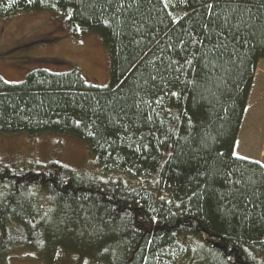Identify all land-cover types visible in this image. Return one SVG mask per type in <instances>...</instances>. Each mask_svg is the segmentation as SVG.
<instances>
[{
  "label": "trees",
  "instance_id": "trees-1",
  "mask_svg": "<svg viewBox=\"0 0 264 264\" xmlns=\"http://www.w3.org/2000/svg\"><path fill=\"white\" fill-rule=\"evenodd\" d=\"M262 5L0 0V20L51 13L70 36L99 35L109 58L106 88L74 67L0 78V134L83 140L103 175L57 164L0 171L8 188L0 255L21 245L47 264L66 254L87 264H168L163 250L184 240L195 264H264V167L233 155L264 60Z\"/></svg>",
  "mask_w": 264,
  "mask_h": 264
},
{
  "label": "rangeland",
  "instance_id": "rangeland-1",
  "mask_svg": "<svg viewBox=\"0 0 264 264\" xmlns=\"http://www.w3.org/2000/svg\"><path fill=\"white\" fill-rule=\"evenodd\" d=\"M163 1L170 5L173 0ZM69 67L76 68L88 83L106 88L109 58L101 37L96 34L70 36L62 29V21L46 12L21 13L0 20V78L5 82H21L37 69L59 73ZM233 153L264 165V60L256 65ZM50 164L74 170L86 178L103 177L95 155L83 140L59 133L0 134V171L8 168L11 173H22ZM111 175L112 179L116 178V173ZM150 186L154 188L155 178ZM7 189L6 184L0 183V196ZM44 195L40 193V197ZM11 230L20 232L17 226ZM185 251L181 240L166 247L162 257L168 264H195L193 254L189 260ZM43 260L38 248L21 245L12 246L0 255V264H47ZM53 264L87 263L66 254Z\"/></svg>",
  "mask_w": 264,
  "mask_h": 264
},
{
  "label": "snow or ice",
  "instance_id": "snow-or-ice-1",
  "mask_svg": "<svg viewBox=\"0 0 264 264\" xmlns=\"http://www.w3.org/2000/svg\"><path fill=\"white\" fill-rule=\"evenodd\" d=\"M262 6H264V5H262ZM233 155L236 156V153H233ZM237 158L244 159V157H238V156H237ZM261 167H264V165H261Z\"/></svg>",
  "mask_w": 264,
  "mask_h": 264
}]
</instances>
